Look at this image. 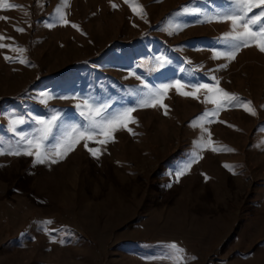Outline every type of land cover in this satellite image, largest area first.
Instances as JSON below:
<instances>
[{
	"label": "rangeland",
	"instance_id": "374dc122",
	"mask_svg": "<svg viewBox=\"0 0 264 264\" xmlns=\"http://www.w3.org/2000/svg\"><path fill=\"white\" fill-rule=\"evenodd\" d=\"M232 7L0 0L5 153L21 133L39 135L38 119L58 117L53 146L87 126L86 103L119 112L173 85L166 108L138 107L104 144L81 140L57 163L0 155V264H264V52L257 38L232 59L217 55L232 24L202 14ZM220 89L251 104L204 116Z\"/></svg>",
	"mask_w": 264,
	"mask_h": 264
},
{
	"label": "snow or ice",
	"instance_id": "6c2138e0",
	"mask_svg": "<svg viewBox=\"0 0 264 264\" xmlns=\"http://www.w3.org/2000/svg\"><path fill=\"white\" fill-rule=\"evenodd\" d=\"M209 3L214 2V0H208ZM229 3L234 5L227 12L212 13L211 10H205L202 14L215 15L219 21L227 22L230 21L232 24L233 31L226 34L222 39L224 43L230 49L226 53H217V55H225L228 59H232L235 55L244 47L253 45L257 38L261 41L259 48L264 52V0H228ZM115 7V5H114ZM254 9H260L259 14L250 17L249 14L253 12ZM56 23H64L67 25L69 22L63 19V15L59 14L55 19ZM259 26L257 29L251 26ZM53 26L49 24V27ZM72 27L76 28L77 25L73 24ZM242 29V30H238ZM18 31L23 32V29H18ZM3 39V37H0ZM4 47V45H0ZM9 59L8 57H5ZM21 63H26V61L21 60ZM177 89L179 90L182 87L187 85L180 84L179 81L176 82ZM147 87V85H145ZM172 84H164L160 88L149 90L147 93H143L139 99L136 106L127 107L122 109L119 112H108V107L110 106H93L85 104L88 108L87 112H81L82 116H85L88 124L86 127H73L69 132L57 142L56 145L49 146L45 144V141L49 140L53 135V129L57 127V116H53L49 120L38 119L36 122L42 125L39 130V135L36 137H26L22 133L20 134V143L16 146L15 149H10L7 153L3 150V144L0 143V155L10 154V155H27L34 156L35 163L44 164V163H57L60 159L64 158L70 151L74 150L77 144L81 140L96 142L99 144H104L107 142L109 137H113L115 131L126 128L127 124L134 122L131 118V113L136 111L138 107H160L166 108L162 103L163 95L162 93L166 92L168 89L172 88ZM197 91L200 88L211 90L210 84H201L199 86L193 85ZM220 92L223 93L224 100L218 101L216 99L211 100L212 103L217 104V109L215 113H204V116H215L222 108V106L227 105L229 107L245 106L250 105L251 102L241 101L235 95L229 94L223 89H220ZM182 95H191V93H181ZM167 115V111L164 113ZM253 114L254 111H253ZM14 124L23 123V121L15 120ZM131 131V129H128ZM207 131V129H205ZM98 136H104L105 139L98 140ZM85 147L88 145L85 143ZM214 151L216 149H213ZM94 156L97 155L98 150H93L88 148ZM183 174V172L179 173ZM51 223V222H49ZM55 242V240L53 241ZM173 248L176 246L173 245Z\"/></svg>",
	"mask_w": 264,
	"mask_h": 264
}]
</instances>
